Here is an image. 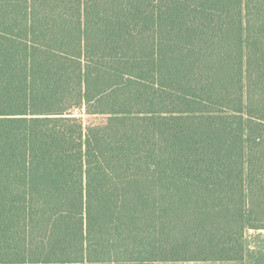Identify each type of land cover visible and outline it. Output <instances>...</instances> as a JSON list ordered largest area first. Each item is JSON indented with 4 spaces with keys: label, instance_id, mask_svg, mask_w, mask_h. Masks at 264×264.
Wrapping results in <instances>:
<instances>
[{
    "label": "trees",
    "instance_id": "obj_1",
    "mask_svg": "<svg viewBox=\"0 0 264 264\" xmlns=\"http://www.w3.org/2000/svg\"><path fill=\"white\" fill-rule=\"evenodd\" d=\"M261 231L264 0H0V264H264Z\"/></svg>",
    "mask_w": 264,
    "mask_h": 264
},
{
    "label": "rangeland",
    "instance_id": "obj_2",
    "mask_svg": "<svg viewBox=\"0 0 264 264\" xmlns=\"http://www.w3.org/2000/svg\"><path fill=\"white\" fill-rule=\"evenodd\" d=\"M74 114L75 116L83 120L85 126H90L93 124L95 125L104 124L106 122V118L101 116H89L84 111H75ZM261 233L264 236V231L263 232L261 231ZM253 234H257V232H253V231L249 232V236Z\"/></svg>",
    "mask_w": 264,
    "mask_h": 264
}]
</instances>
